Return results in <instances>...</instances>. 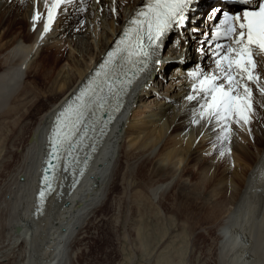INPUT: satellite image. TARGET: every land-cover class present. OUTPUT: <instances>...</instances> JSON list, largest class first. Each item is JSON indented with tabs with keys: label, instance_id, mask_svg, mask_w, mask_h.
I'll use <instances>...</instances> for the list:
<instances>
[{
	"label": "bare ground",
	"instance_id": "1",
	"mask_svg": "<svg viewBox=\"0 0 264 264\" xmlns=\"http://www.w3.org/2000/svg\"><path fill=\"white\" fill-rule=\"evenodd\" d=\"M141 1L65 0L45 31L53 0H0V129L5 128L0 138V264H86L81 257L87 243L115 216L113 209L120 212V200L134 179L150 184L154 198H165L178 157L186 164L177 183L194 160L205 174L197 176L196 184L209 186L198 206L209 205L206 214H213V263L264 264V95L252 88L251 100L245 103L241 96L232 119L211 116V101L196 90L207 86L201 81L213 61L202 48L207 39L201 32L189 35L187 30L188 40L171 41L164 53L159 43L78 188L71 195L66 188L62 199L52 197L43 216L32 214L53 116L103 58ZM205 1L200 0V7ZM20 22L26 23V37L4 38L7 24ZM46 48L50 50L42 56ZM259 73L264 87V64ZM217 82L227 87L226 81ZM179 142L182 147H176ZM220 156L225 164L217 167ZM115 185L121 188L117 195ZM193 193L186 197L196 199ZM228 198L232 206L226 211ZM109 202L110 215L105 213ZM222 206L226 213L216 219Z\"/></svg>",
	"mask_w": 264,
	"mask_h": 264
},
{
	"label": "rangeland",
	"instance_id": "2",
	"mask_svg": "<svg viewBox=\"0 0 264 264\" xmlns=\"http://www.w3.org/2000/svg\"><path fill=\"white\" fill-rule=\"evenodd\" d=\"M25 28V22L7 24L4 30V38L18 37L21 34L26 37ZM49 50L46 48L42 56ZM51 60L50 57L48 62ZM158 76L159 74L156 75L155 79ZM3 129L5 130L4 126H1L0 138L4 132ZM183 144V142H179L176 147H182ZM185 146L187 147V144ZM205 159L209 160L208 158ZM218 160L219 157L215 159V162ZM224 162V157L220 156L217 167H220L221 163L224 166ZM195 163L194 160L189 161L191 170L189 168V172L183 176V181L177 183L176 179L179 178L180 168L186 164L181 162L178 157V170L173 174L174 183L177 186L172 183L169 193L166 194L165 198L162 197L163 200L161 197L154 198L151 193L153 187L149 186L148 183L144 185L145 180L140 179V177L134 179L137 181L130 187L128 195L120 200V212L117 213L115 209L112 212L113 205L109 202L111 205L107 206L105 213L110 215L112 212L115 216L104 222L101 226L102 232L92 237V240L87 243L89 249L85 250L86 253L83 251L81 262L86 264H214L212 260L214 251L211 241L215 226L210 227L209 225L213 214H208L210 217L206 214L209 205L203 209H199L198 206L209 186L208 184H198V182L196 184L198 177H201L203 173L200 172L201 165H195ZM214 170L212 169L210 174ZM139 181L141 182L139 183ZM114 190L116 191L115 195L121 192L118 185L114 186ZM193 190L196 199L186 197ZM229 198L225 199V205H228L224 206L228 207L225 208L226 211L230 209L229 206H232L227 203ZM224 207H220L216 212V219L220 218V214L225 215L223 214L226 213L225 210V212L223 211ZM10 261H5V264H15L12 260Z\"/></svg>",
	"mask_w": 264,
	"mask_h": 264
},
{
	"label": "snow or ice",
	"instance_id": "3",
	"mask_svg": "<svg viewBox=\"0 0 264 264\" xmlns=\"http://www.w3.org/2000/svg\"><path fill=\"white\" fill-rule=\"evenodd\" d=\"M191 2L192 0H154V3L149 6L147 13H139L140 16L144 17L143 20L134 19L131 21L132 24L137 25L135 29L136 39L135 43L130 45L133 51L129 52L128 55L132 56L135 54L141 57H148L150 52L147 48H150L152 43L174 23L180 24L184 21L185 11ZM224 15L227 19V14L225 13ZM231 19L241 21L240 16H233ZM47 30V26H45V31ZM141 32L144 34L143 36ZM127 35L128 33L126 32L125 36ZM224 35L237 45L236 48L228 46L224 51L226 53H235L237 59L229 61L223 66L218 60L216 63L219 75H205L201 85L207 82V86L196 89L206 93L207 100L211 101L210 107L212 111L209 114L218 121L227 120L239 108L236 101L241 98L242 93L245 103L247 100H251L252 88L249 87V84H255L258 91L264 95V87L259 86L260 76L255 72L256 61L254 59L255 56L264 55V0H261L256 9L244 12L242 22L228 25ZM144 36L147 37V46L142 42ZM121 43H124V41H121ZM217 47L221 46L217 45ZM113 55V53H109L108 61L101 65V68L111 62ZM222 59H227V56L222 57ZM234 63L235 69L233 68ZM96 75L99 76L100 73L98 72ZM219 80L226 81L227 87L224 83H218L217 81ZM241 81H244V83L241 84ZM93 83L95 82H91L77 97V100L80 101L77 107L69 106L65 112L60 114L64 119L57 121L58 128L52 140L53 155L56 159L60 158L58 153L63 144L67 143L69 147L71 146L73 136L82 123V118L85 115L84 110L87 108L85 96L95 97V89L92 87ZM188 99L191 100L193 97L189 96ZM248 106L250 107V105ZM60 124H63V129L59 127ZM48 182V177L46 176L45 183ZM40 197H44L43 191L40 193Z\"/></svg>",
	"mask_w": 264,
	"mask_h": 264
}]
</instances>
